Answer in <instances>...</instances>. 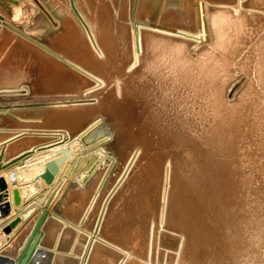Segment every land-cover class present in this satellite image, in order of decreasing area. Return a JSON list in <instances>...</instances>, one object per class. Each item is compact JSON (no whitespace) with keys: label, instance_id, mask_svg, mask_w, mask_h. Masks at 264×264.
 I'll return each mask as SVG.
<instances>
[{"label":"bare ground","instance_id":"bare-ground-1","mask_svg":"<svg viewBox=\"0 0 264 264\" xmlns=\"http://www.w3.org/2000/svg\"><path fill=\"white\" fill-rule=\"evenodd\" d=\"M55 1H67L72 18H56L39 0L20 3L47 15L63 36L57 45L32 37L21 29L24 14L10 17L0 6V82L22 80L17 88L0 87V214L7 210L0 227L19 218L13 233L0 232V264L14 263L40 218L29 264H151L162 254L184 264L189 248H239L231 243L238 229L228 223L227 206L238 183L243 117L229 103L242 95V102L252 100L242 83L229 99L238 77L229 80L227 66L240 56L242 22L227 17L243 0H142L145 11L140 0ZM81 4L94 12L91 29ZM124 14L129 28L119 30L126 48L122 37L109 36L110 23L118 27ZM177 39L206 48L185 56ZM150 61L168 63L155 91L134 78ZM111 65L106 79L101 72ZM140 90L151 108L141 103ZM110 139H118L119 162L105 146ZM63 150L68 155L45 184V164ZM63 191L58 214L52 213Z\"/></svg>","mask_w":264,"mask_h":264},{"label":"rangeland","instance_id":"rangeland-1","mask_svg":"<svg viewBox=\"0 0 264 264\" xmlns=\"http://www.w3.org/2000/svg\"><path fill=\"white\" fill-rule=\"evenodd\" d=\"M20 1L21 0H0V6L3 7L9 13L8 15L10 17H14L17 12L24 14L25 21L27 20V25L25 26V28H21V29L28 32L32 37L37 38L39 41L48 45H51L52 42L56 45L59 42L62 43L63 36L61 37L59 35L60 32L55 31V29H52L50 27L49 22H47L48 20L47 15H45V13L43 14L42 12H39L41 9H39V11L35 9H31L28 5L21 4ZM39 1L41 5L48 8V10L52 14H54L56 18L61 20H63L65 17L72 18L70 15H67L69 8L66 0H64L66 2L62 5H60L55 0H39ZM196 2L198 3V0ZM236 2L237 1L235 0L234 4H236ZM62 6L64 7L62 8ZM81 6H82V10L79 8L80 14L84 18L86 25L89 27V29H91L92 27L91 21H93L95 17V15L93 14L94 12L91 9L85 8L83 4H81ZM239 7L241 10L238 13H234L233 11H230L228 13L229 16L227 17L230 20H236L237 22H239V24L240 22H242L241 23L242 25L241 24L238 25L239 26L238 30L242 32L240 33V41H239L240 48L238 50L239 52H241L240 56L237 59L235 58L236 61H232V62L230 61L229 66H227L228 67L227 78L230 80L234 77H238L237 79L238 82L236 84V87L234 88L235 90L234 89L232 90V92L229 95V99L231 98L232 100V95L234 91L237 90L238 87L239 90L242 84H246L247 91L244 93V95L245 97L248 98L249 101L252 100V103L249 102V104H246L242 102L244 98L242 95L241 97L238 96V98L232 100L229 103V104H234V106L240 107L241 108L240 111L242 112L241 118L243 117L238 129L239 137L237 138L238 139L237 157L234 166L235 167L234 173L236 176V181L238 183L236 184L232 195V202H230V204L227 206V211H229L228 223L229 225L232 226L233 231L234 229L236 230L238 229V232L236 234L234 232V235L231 236L232 237L231 243L237 245L239 248H237L238 251L237 249L236 250L233 249L230 251L227 250V248L225 249L222 244H220V249H217L218 251L213 250V252H207L204 250H202L201 252L199 248L195 249L197 250L195 252L193 248H189L187 251V256L185 258L184 264H262L264 263V251H263L264 249V90L263 88L264 87H262L264 81L263 79L260 78L261 76H264V72H263L264 68H262L264 67V62H263L264 48H262L264 46V0H243L242 3H240ZM193 10H194V5H193ZM40 13L42 14V16ZM124 13L127 14L126 9ZM116 21L118 22V27H113V25H111L110 23L109 36L111 35V37L114 38V41L122 37L121 40L124 46L127 43L124 44L123 37L125 35H121V33L125 30L124 28H129L126 23L127 17L124 14V16L121 19H118ZM119 28H121V30L123 28L124 30L120 31ZM76 29L79 31L82 40L86 43L87 40L85 38L84 31L78 22ZM203 38H204L203 36L202 39L201 37L196 38L195 42L196 43L202 42ZM177 41L179 42V44H181V46H183L184 48L183 53L185 56H191V57L199 56L201 54L200 52L206 48L205 42H203L202 44L200 43V47L195 50L194 48L196 47H194V42L187 44L184 41L178 39ZM182 43H185V45ZM261 51H263V53ZM168 54H169L168 51L164 52L165 61L169 60ZM85 60L87 59L86 58L80 59L79 56H77V61H82L83 63H85L86 62ZM115 61L116 64L119 63V60L117 61L115 59ZM261 63H262V67H260ZM86 64L87 63H85V65ZM167 64L168 63L162 64V62L153 63V61H150L148 63V68L147 69L143 68L137 73H135L136 77L134 78L138 79V81L140 80L142 85L143 84L147 85L150 90L155 91L157 88V84H156L157 79L159 80V78L162 75L163 76L167 75L169 71V69L167 68L168 67ZM27 66L31 67L30 64H27ZM33 66L32 68H34ZM25 69H27V67ZM113 70H114V65H111V68L108 72L103 71L101 73L107 79V75L110 72H113ZM159 71L162 73L161 76ZM258 73H262V75ZM21 81L22 80L15 79V82H11L9 84L6 83L3 84L2 82H0L1 84L0 87L12 86L17 88L20 85ZM148 83L151 84L149 85ZM258 83L261 86H259ZM131 93L133 94L132 91L128 92V94L132 97L134 94L132 95ZM137 95H139L138 98L142 100L141 103L145 102L146 104H148L147 103L148 100L145 97L146 94H144L143 91L139 92ZM146 107L151 108V105L148 104ZM104 125L107 128L106 123ZM97 134L99 135V132L95 134L96 139L101 137L100 135L98 136ZM116 140H114L113 142L110 139V141L107 142L105 145L108 148L107 151L109 150L112 152L115 158L114 163L116 162V159L117 162H119L120 160L119 152L115 146ZM103 165L108 171L109 162L106 161L104 162ZM105 168L104 167L99 168L100 172L102 173L101 175H103ZM100 172L96 171L94 174L97 173L99 174ZM110 173L114 174L115 171ZM69 185L66 187L67 189L68 188L70 189L75 186V184H69ZM106 189L107 188H105L104 191ZM65 195H66V191H63L62 194L57 198L56 202L53 204L51 208L52 213L58 214L59 207L61 206L63 200L65 199ZM157 201L159 203L158 197H157ZM151 222L152 220H149L150 223L149 225L152 224ZM149 225L148 227L150 228ZM149 228L147 232L148 238H149ZM156 229H158V226L156 227ZM147 237H146V243L148 242ZM162 261L163 263H161ZM175 262L176 259L173 261L166 260L165 254H162L161 256H159V258L155 259V263L152 262L151 264H160V263L178 264V262L176 263ZM179 264H181V262Z\"/></svg>","mask_w":264,"mask_h":264},{"label":"water","instance_id":"water-1","mask_svg":"<svg viewBox=\"0 0 264 264\" xmlns=\"http://www.w3.org/2000/svg\"><path fill=\"white\" fill-rule=\"evenodd\" d=\"M63 157L54 159L49 161L45 164V170L42 174L41 178L45 182V184H49L53 179V176L57 172L59 166L64 162L65 157L68 155L67 150H63ZM0 189L3 190V184L0 182ZM2 197H0L1 199ZM1 210V209H0ZM7 213V210L1 211L0 216L4 217ZM42 219H39V222L35 225V230L30 234L29 238L27 239L24 247L22 248L19 257H17L12 264H29L31 257L34 254V249L38 244L39 239L41 238V229L40 225L42 223ZM19 223V218H14L11 221L6 222L0 227V232L3 234H8L12 228ZM11 264V263H9Z\"/></svg>","mask_w":264,"mask_h":264},{"label":"crops","instance_id":"crops-1","mask_svg":"<svg viewBox=\"0 0 264 264\" xmlns=\"http://www.w3.org/2000/svg\"><path fill=\"white\" fill-rule=\"evenodd\" d=\"M164 0H162L161 2H162V4H164L165 2H163ZM142 2V0H140V3ZM141 10L142 11H145V9L146 10H148V9H150V8H145V4L144 3H141ZM117 10H118V8H117ZM116 14V13H115ZM7 17H8V15H7ZM9 18V17H8ZM6 46H8V43H6L5 45H4V47H6ZM7 48V47H6ZM19 225H17L13 230H12V233L16 230V228L18 227ZM3 238H5V236H3ZM16 248V246L14 247H12L11 249L13 250V249H15ZM11 250V251H12ZM10 253H12V252H10Z\"/></svg>","mask_w":264,"mask_h":264}]
</instances>
